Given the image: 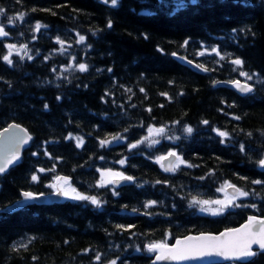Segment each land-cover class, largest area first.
Segmentation results:
<instances>
[{
  "label": "trees",
  "instance_id": "1",
  "mask_svg": "<svg viewBox=\"0 0 264 264\" xmlns=\"http://www.w3.org/2000/svg\"><path fill=\"white\" fill-rule=\"evenodd\" d=\"M0 9V131L18 123L34 138L0 176V211L25 192H54L61 177L100 202L0 213V264H149V245L264 216V0H0ZM236 80L254 92L217 86ZM152 126L164 132L149 137ZM173 151L184 164L167 173L160 158ZM105 171L132 182L103 186ZM229 184L248 195L225 214L193 204ZM246 264H264V253Z\"/></svg>",
  "mask_w": 264,
  "mask_h": 264
},
{
  "label": "snow or ice",
  "instance_id": "2",
  "mask_svg": "<svg viewBox=\"0 0 264 264\" xmlns=\"http://www.w3.org/2000/svg\"><path fill=\"white\" fill-rule=\"evenodd\" d=\"M105 3H108L109 0H104ZM111 3L113 6L116 5L117 0H111ZM3 9H0V14H3ZM17 19L22 20L23 16L17 17ZM111 27V23L108 25ZM41 26L39 24L36 25V29L39 30ZM8 33L4 31L3 27H0V36H7ZM85 37L81 36L80 40L83 42ZM12 45H9V48L11 49ZM31 59V57H29ZM4 60L7 61L8 64H11L12 61L9 59L8 56L4 57ZM233 64L236 65H242V61L239 59L233 60ZM79 69L81 71H86L87 67L84 64L79 65ZM241 75L247 76V73H241ZM251 79V77H248ZM236 86L240 89L242 92H250L252 89L248 87L247 85H240V82H236ZM206 123V122H205ZM13 127H17L13 125ZM6 131H10L6 129ZM152 131L151 129L149 130ZM157 133L163 132V129H157ZM186 131L188 133L192 132L191 128H187ZM219 135L226 136L227 134L224 132H220ZM2 138V137H0ZM28 139H31V137H22L20 138L19 142H26ZM113 139H119V137H114ZM157 141H153V143H156ZM102 144L105 143L104 141L101 142ZM132 147H136L135 144L132 145ZM243 150V148H242ZM170 156H176V153H169ZM167 157H161L160 159H166ZM15 159H19V143L17 144L16 149L11 153V155H3L0 156V173L4 172L8 166V164L13 163ZM177 160H180L179 157H177ZM181 163L183 161H180ZM259 166L261 168H264V159L259 161ZM171 169V165L167 168H165V171H169ZM33 180H37L38 177L33 176ZM60 180H64V178H58ZM125 179H131V177H125ZM64 183L67 184V180H64ZM253 183H262L261 181H253ZM55 187V185H53ZM228 188H233L236 193H238L240 196H247L248 193L242 192L240 189L235 188L234 185H227ZM60 191H63L61 188ZM73 192H75V189H72ZM65 195H67V192H64ZM25 199L31 200L35 199L36 197L30 193L25 192L24 194ZM73 199H79V200H91V203L94 205L100 206V202L96 200L94 197H87L82 196L79 194H76L72 197ZM234 197H231L229 199H226L224 201L216 200V201H199L194 200L193 204H210L215 203L218 205H221L218 209H210V208H201V211H211L213 215L220 214L225 207L231 205L233 203ZM239 207L240 205H236ZM253 245H258L259 249L264 250V219L258 220L255 217H250L247 224H245L240 229H232L228 230L225 233H223L220 237L211 236V235H200L196 237L189 236L185 238L184 240H177L176 245L174 247L169 248L168 245L164 243L160 244H152L149 245L148 250L150 252H157L159 251L160 255L156 257L157 260H202L206 257H222L226 260L228 259H240L244 257H251L256 255V252L252 250ZM115 264V262H113Z\"/></svg>",
  "mask_w": 264,
  "mask_h": 264
},
{
  "label": "water",
  "instance_id": "3",
  "mask_svg": "<svg viewBox=\"0 0 264 264\" xmlns=\"http://www.w3.org/2000/svg\"><path fill=\"white\" fill-rule=\"evenodd\" d=\"M191 66L199 71L202 72V70L200 68L197 67V65H195L194 63H190ZM239 81L240 85H247L248 87H250L252 90L250 92H242L240 91V89L236 86V82ZM218 87H223V88H227L229 90H232L234 92H236L237 94L245 97L248 96L249 94H251L255 88L253 85L240 81V80H236L233 82H227V81H220L217 83ZM13 125L17 126V127H13ZM6 129L10 130V131H6ZM0 156H3L5 154L7 155H11V153L16 149L17 144L19 143V159H15L13 161V163L8 164L6 170L2 173H0V176H5L6 174H8L13 168L19 166L22 161H23V156L25 154V152L30 148L32 142H33V135L29 132V130H27L23 125H20L18 123H11L9 124L6 128H4L3 130L0 131ZM22 137H31V139H28L26 142H19L20 138ZM174 153V152H171ZM166 159H163L161 161L162 163V167L165 170V168L169 167L171 165V169L169 171H166L168 173H173L176 170V164L178 162L177 157H179V155L176 153V156H170L167 155ZM131 182V179H125V177L123 178H116L113 180V184L117 187L119 186H124L127 185L128 183ZM65 183L62 182L60 183L59 181H57V190L55 193L50 194V195H45V194H41V195H37L32 193L36 198L35 199H25L24 197V193L22 194V199H20L18 202L14 203L13 205H11L10 207H7L3 210H1V213L4 214H11V213H15L17 211H20L28 206L31 205H54L57 203H61L65 200L68 199L67 195L64 194L65 192ZM63 189V191H60V189ZM235 188H238L237 186H235ZM239 189V188H238ZM227 192L232 194L233 196H237L238 193H236L234 191L233 188H227ZM250 217H255L258 220L264 219V216H250ZM249 217V218H250ZM249 218L240 226L235 227V228H230V229H226L222 232L219 233H200V234H191L182 238H179L177 240H184L185 238L192 236V237H196V236H200V235H211V236H216V237H220L223 233H225L228 230H232V229H240L242 228L245 224L248 223ZM176 240V241H177ZM176 241L172 244H166L168 245L169 248L174 247L176 245ZM252 250L254 252H261L264 253V250L259 249L258 245H253L252 246ZM156 256L154 257V259L149 263V264H225V263H229V262H239V263H249L250 261H252L256 255L251 256V257H244V258H240V259H224L222 257H206L202 260H157L156 257L158 255H160L159 251L155 252Z\"/></svg>",
  "mask_w": 264,
  "mask_h": 264
},
{
  "label": "rangeland",
  "instance_id": "4",
  "mask_svg": "<svg viewBox=\"0 0 264 264\" xmlns=\"http://www.w3.org/2000/svg\"><path fill=\"white\" fill-rule=\"evenodd\" d=\"M0 37H3V36H0ZM20 52H21V50L15 48V47H12V48L10 49V54L20 53ZM157 129H163V128H151L152 131L149 132V137L159 136V135H161V134L164 132V129H163V132H161V133H157V131H156ZM180 161H182V158H180V160H179L178 163L176 164V167H179V166H181V165L184 164L183 162L181 163ZM121 176H122V174H120L119 172L105 171V172L102 173V181H101V185H103V186L112 185V180H113L114 178H119V177H121ZM72 189H74V188H73V186H72L71 184H69V185L66 186V192H67V194L70 196L71 199H73L72 197L75 196L76 194H79V193L76 192V191L73 192ZM79 195H81V194H79ZM82 196H83V195H82ZM231 197H234L233 203H232L231 205L225 207L224 210H223L220 214H218V215H213L211 211H201V210H200V213L203 214V215H210V216H215V217H216V216H221V215H223V214L226 213L227 208H229L230 206H232V205H233L236 201H238L239 199L245 198L246 196H240V195H238V196H233V195L229 194L228 192H226V190H224V191L222 192V196H221L219 199H217V200L224 201V200L229 199V198H231ZM73 200H74V199H73ZM75 200H77V199H75ZM90 201H91V200H90ZM214 201H216V200H214ZM210 202H211V201H210ZM202 207H203V208H210V209L215 210V209L220 208L221 205H218V204H215V203H210V204H207V205L202 204V205H201V208H202ZM201 208H200V209H201Z\"/></svg>",
  "mask_w": 264,
  "mask_h": 264
},
{
  "label": "bare ground",
  "instance_id": "5",
  "mask_svg": "<svg viewBox=\"0 0 264 264\" xmlns=\"http://www.w3.org/2000/svg\"><path fill=\"white\" fill-rule=\"evenodd\" d=\"M242 81V80H241ZM229 82V81H228ZM252 85V84H251ZM152 128H153V126H152ZM174 152V151H173ZM183 161V160H182ZM18 202V201H17ZM16 203V202H15ZM13 205V204H12ZM8 207H10V206H8ZM12 214V213H11Z\"/></svg>",
  "mask_w": 264,
  "mask_h": 264
}]
</instances>
